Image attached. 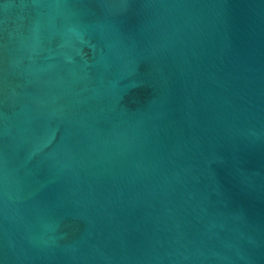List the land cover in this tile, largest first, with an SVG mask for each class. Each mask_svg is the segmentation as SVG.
Returning <instances> with one entry per match:
<instances>
[{
  "label": "water",
  "instance_id": "water-1",
  "mask_svg": "<svg viewBox=\"0 0 264 264\" xmlns=\"http://www.w3.org/2000/svg\"><path fill=\"white\" fill-rule=\"evenodd\" d=\"M0 264H264V0H0Z\"/></svg>",
  "mask_w": 264,
  "mask_h": 264
}]
</instances>
